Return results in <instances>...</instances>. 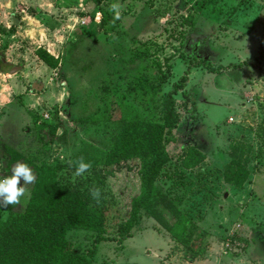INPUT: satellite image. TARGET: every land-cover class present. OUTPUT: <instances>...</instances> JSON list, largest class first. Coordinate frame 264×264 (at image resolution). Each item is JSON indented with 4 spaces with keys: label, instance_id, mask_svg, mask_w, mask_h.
Here are the masks:
<instances>
[{
    "label": "rangeland",
    "instance_id": "1",
    "mask_svg": "<svg viewBox=\"0 0 264 264\" xmlns=\"http://www.w3.org/2000/svg\"><path fill=\"white\" fill-rule=\"evenodd\" d=\"M39 48L57 67L39 58ZM190 64L174 95L181 117L157 187L191 219L192 242L178 241L143 209L122 238L118 227L141 191V162H108L120 111L133 105L159 120L164 96ZM164 71L162 90L130 92ZM239 141L251 172L241 189L223 174ZM192 144L207 155L189 169L182 161ZM80 152L94 159L74 177ZM18 153L36 179L32 164L48 163L60 182L107 207L106 239L69 234L93 251L92 264H264V0H0V178L11 175ZM34 183L19 205L0 207V220L24 211ZM92 188L100 189L99 202Z\"/></svg>",
    "mask_w": 264,
    "mask_h": 264
},
{
    "label": "trees",
    "instance_id": "2",
    "mask_svg": "<svg viewBox=\"0 0 264 264\" xmlns=\"http://www.w3.org/2000/svg\"><path fill=\"white\" fill-rule=\"evenodd\" d=\"M102 22V25L105 24L104 20ZM37 54L51 67H57L56 58L44 48H39ZM191 69L190 64L174 88L164 96L161 120L143 118L133 105H127V109L120 111L122 125L107 155L108 162L114 164L131 158H138L141 162V191L132 199L130 213L118 227L122 238L130 235L143 209L160 221L178 241L188 245L192 242L191 219L181 212L167 193L157 187L161 171L171 160L168 145L176 141L175 129L181 117L174 95L186 86ZM168 79L169 74L164 71L157 82L142 80L129 90L144 88L143 91L148 93L160 91ZM57 128L54 125L51 131L55 133ZM239 140L243 141V136ZM245 151L244 143H233L230 160L223 171L225 181L238 189L245 186L251 174ZM89 155V152H80L76 162L81 157L91 162L94 158ZM206 155L192 144L186 150L182 163L186 168L194 169L205 160ZM22 157L19 153L13 154L10 163ZM32 165L37 179L26 208L23 212L12 211L6 219L0 220V264H92L93 251L81 250L70 240L69 234L72 230H79L97 233L96 241L106 239L103 233L106 231L107 207L92 205L88 195L60 182L56 167L48 163ZM166 212L172 214L173 220H167Z\"/></svg>",
    "mask_w": 264,
    "mask_h": 264
},
{
    "label": "clouds",
    "instance_id": "3",
    "mask_svg": "<svg viewBox=\"0 0 264 264\" xmlns=\"http://www.w3.org/2000/svg\"><path fill=\"white\" fill-rule=\"evenodd\" d=\"M110 12L114 13V20L120 18V5L112 4L109 8ZM71 163V162H70ZM92 165L86 162L83 157L76 162L74 177L83 176L87 171H90ZM36 176L28 164L17 162L12 166L11 175L0 178V207L7 208L9 205H19L20 198L25 195V185L33 184ZM23 181V184H21ZM93 199L99 202L100 189H90Z\"/></svg>",
    "mask_w": 264,
    "mask_h": 264
},
{
    "label": "water",
    "instance_id": "4",
    "mask_svg": "<svg viewBox=\"0 0 264 264\" xmlns=\"http://www.w3.org/2000/svg\"><path fill=\"white\" fill-rule=\"evenodd\" d=\"M13 22L15 25L19 24V18L17 17H13ZM22 68V65H19V66H14L11 70H10V73H14L16 72L18 69Z\"/></svg>",
    "mask_w": 264,
    "mask_h": 264
},
{
    "label": "built area",
    "instance_id": "5",
    "mask_svg": "<svg viewBox=\"0 0 264 264\" xmlns=\"http://www.w3.org/2000/svg\"><path fill=\"white\" fill-rule=\"evenodd\" d=\"M46 117H49L48 114H46Z\"/></svg>",
    "mask_w": 264,
    "mask_h": 264
},
{
    "label": "crops",
    "instance_id": "6",
    "mask_svg": "<svg viewBox=\"0 0 264 264\" xmlns=\"http://www.w3.org/2000/svg\"><path fill=\"white\" fill-rule=\"evenodd\" d=\"M222 153V151H220Z\"/></svg>",
    "mask_w": 264,
    "mask_h": 264
}]
</instances>
